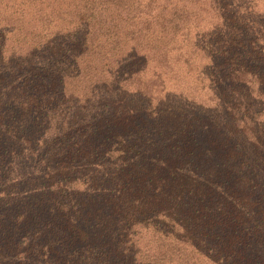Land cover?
I'll return each mask as SVG.
<instances>
[{
    "label": "trees",
    "instance_id": "16d2710c",
    "mask_svg": "<svg viewBox=\"0 0 264 264\" xmlns=\"http://www.w3.org/2000/svg\"><path fill=\"white\" fill-rule=\"evenodd\" d=\"M174 7L10 56L0 20V264H264V0Z\"/></svg>",
    "mask_w": 264,
    "mask_h": 264
},
{
    "label": "rangeland",
    "instance_id": "374dc122",
    "mask_svg": "<svg viewBox=\"0 0 264 264\" xmlns=\"http://www.w3.org/2000/svg\"><path fill=\"white\" fill-rule=\"evenodd\" d=\"M184 0H29L22 14H14V10L10 8L9 1L0 0V20L14 23L15 28L21 27L16 33L26 36L27 42L21 46L15 41H7L6 56L26 54L40 42L46 39H52L60 31L71 30L74 27L82 26L89 30L95 31L93 39L94 47H97L102 42V37L99 35V30H103L110 25V20L118 24H123L124 29L132 28V22L139 12L157 13L166 5V12H174V4L183 3ZM16 5H20V0H14ZM141 4V8H139ZM197 10L204 6L200 3ZM208 11L209 8L205 7ZM123 15V19L120 17ZM104 22H106L104 24ZM15 33V34H16ZM14 35V34H13ZM11 41V42H10ZM83 69L86 68V59L82 61ZM153 67V66H152ZM151 69L150 73L142 78L144 82L149 81L153 77ZM83 74V73H82ZM160 74H162V69ZM163 75V74H162ZM83 76L72 77L67 81V89L79 95L86 93V80ZM189 82V79H187ZM148 85L151 82H147ZM173 87L172 84H170ZM77 188L83 189L81 183L77 184ZM161 240L150 237H143L141 241L142 247L150 251H161Z\"/></svg>",
    "mask_w": 264,
    "mask_h": 264
}]
</instances>
